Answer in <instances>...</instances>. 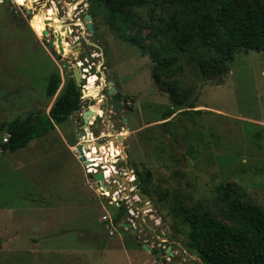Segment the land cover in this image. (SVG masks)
I'll return each instance as SVG.
<instances>
[{
  "label": "rangeland",
  "instance_id": "obj_1",
  "mask_svg": "<svg viewBox=\"0 0 264 264\" xmlns=\"http://www.w3.org/2000/svg\"><path fill=\"white\" fill-rule=\"evenodd\" d=\"M28 1L15 0L17 7L0 0V125L45 114L71 76L61 62L70 66L82 62L83 53L90 54L86 65L97 80L86 88L85 81L93 76L85 75L80 85L94 89L98 78H107L130 103L121 106L120 114L101 112L102 118L91 121L90 140L100 147L92 155L84 150L90 167L80 163L73 151L82 142L76 136L80 132L75 120L88 102L42 139L0 154V264H129L124 249L137 251L134 241L142 244L144 238L150 251L162 252L167 246L185 250L189 226L184 216L199 206L216 220L231 224L222 216L225 206L217 199L222 191L264 214V52L239 50L220 78L206 60L205 49L194 42L152 79L154 51L159 46L171 56L172 51L166 41L150 42L147 8L136 10V18L126 10L116 13L105 0H61L67 10L54 0L53 5L43 0L34 6V0ZM68 11L67 16L80 22L83 15L90 16L92 40L90 35H76L75 29L84 32L79 24L70 26V36L59 31L61 17ZM46 19L53 36L42 40L37 27L44 28ZM54 33L63 34L61 60ZM128 39L144 50L131 46ZM49 41L54 48L47 46ZM76 42L81 46L79 54L68 49ZM52 73L59 83L53 97H47L45 86ZM171 82L187 99L182 107H172L174 113L165 120V110L171 107L166 84ZM97 91L101 99L102 81ZM131 99H136L135 105ZM188 104L193 108L188 109ZM135 108L139 119L128 126L122 118L126 112L132 120L137 117ZM4 138L0 131V141ZM110 167L115 168V185L121 188L117 196L104 198L87 172L101 169L107 176ZM136 174L146 179V194L142 187L141 192L147 203L128 196L125 184ZM128 201L135 208L134 217L124 223L135 235L125 231L121 236L116 230L110 236L107 227L117 228L114 221L122 220L119 211L128 209ZM102 216L111 226L101 221ZM151 255H135L132 264H161L157 253ZM180 257L186 260L183 264L198 258L187 252Z\"/></svg>",
  "mask_w": 264,
  "mask_h": 264
},
{
  "label": "trees",
  "instance_id": "obj_2",
  "mask_svg": "<svg viewBox=\"0 0 264 264\" xmlns=\"http://www.w3.org/2000/svg\"><path fill=\"white\" fill-rule=\"evenodd\" d=\"M105 4L116 13L130 11L136 18V10L147 8L150 42L166 41L172 51V56L163 46L154 51L152 79L158 71L170 68L176 62V55L194 42L205 49L206 60L217 69L220 78L225 76L228 63L239 50L264 52V0H105ZM127 42L144 50L133 39ZM197 64L200 65V61ZM58 83L57 74L48 76L47 97L55 94ZM166 86L170 105L182 107L187 99L184 93L178 92L173 82ZM79 90L70 76L45 114L13 119L0 125L5 136V141H0V154L25 147L31 140L42 137L78 113L84 107ZM121 101L125 107L126 97ZM187 108L193 106L188 104ZM173 113V109L167 108L164 119ZM135 179L146 194V179L138 174ZM217 199L225 206L221 210L222 216L231 224L216 220L206 208L199 206L184 216L189 226L187 247L199 253L202 264H264V214L257 206L226 191H222ZM120 212L123 214L125 210L120 209Z\"/></svg>",
  "mask_w": 264,
  "mask_h": 264
},
{
  "label": "water",
  "instance_id": "obj_3",
  "mask_svg": "<svg viewBox=\"0 0 264 264\" xmlns=\"http://www.w3.org/2000/svg\"><path fill=\"white\" fill-rule=\"evenodd\" d=\"M83 22H80L79 19H71L70 16H66L62 18V22L59 23L58 25L60 26V32H63L64 36H70V32H69V27L73 26L74 24H79L84 31H86L87 35H90L91 38H93L92 34H93V29H92V20L90 18L89 15H83L82 18ZM66 20H70L68 21L69 23H66ZM44 23H46V21H44ZM84 32L81 33V35ZM47 35H49V33L44 30L41 33V39L43 40L44 37H46ZM72 37H74V35H72ZM54 38H55V43L58 46L57 48V52H58V59L61 60L62 55H63V51L62 48L60 47V36L54 33ZM79 38V37H77ZM47 46L49 48H53L52 46V42H48ZM69 50H71L72 52H77L78 54L81 51V46L79 42L75 43V47L69 46L68 47ZM83 58L87 60L88 58V53H83ZM61 65L63 68L65 69H70L71 72V78L74 82V85L76 87L80 86V83L82 82L81 80V73H80V69L77 67L76 64H72L71 66L69 65V63L62 61ZM82 66H84V63H82ZM100 81H102L104 83L105 86V91L103 92V94H100L101 99L98 98V87L100 85ZM106 83V85H105ZM112 83L110 81H108L107 78L103 79H99L98 78V84L95 85L94 89H87V90H83L80 89L79 93H80V101L81 103L84 105L86 102H88V106H84L85 109L82 111V113L79 115V117L75 120V122L77 124H79L78 127V131L80 132V135H76L78 138H83V141L79 144L76 145L75 147V151L77 154V157L80 161V163H82L84 166L88 165V161L85 159L83 152L84 150H88V148L90 147V143L89 140L86 139V135H89L90 131H89V127L91 126L92 122L95 118V113L96 111H101L102 113H106V112H110L113 114H120L122 112L121 109V95L115 91V89L111 86ZM129 113L126 112L124 114L125 118H122V120L124 121V123H127V118L129 117ZM85 137V138H84ZM118 138H120V136H118ZM94 147H98L100 146V144L98 143H92ZM120 156L117 155L114 160H119ZM91 178L93 179L95 186L97 188L103 189V175L102 172L99 170L97 173H94L93 175H91ZM131 185L134 186V192L130 194V196H136L142 203H147L149 202V199L147 196H145L142 192H141V186L138 183V181L136 179H134L131 182ZM128 216L126 214V212L123 213V217L122 220L116 219L114 221V223L116 225H119V228L117 229V231L119 232V234L121 236H123L125 234V231H127L129 229V225L124 223V219H126ZM132 233H134V231H131ZM166 239L171 240L170 236L166 233L165 234ZM146 241V239H144V242ZM165 241V240H164ZM138 246L141 247V249L143 251H148V248L143 244L137 243ZM188 252L193 256V258L197 257L199 255L198 252L194 251L192 248L188 249ZM158 256L160 257V263L162 264H172L169 262H165V260L169 259L172 257V253L170 251V247L167 246L163 253H157ZM198 261H200L199 257L197 259ZM191 264H195V263H191Z\"/></svg>",
  "mask_w": 264,
  "mask_h": 264
},
{
  "label": "built area",
  "instance_id": "obj_4",
  "mask_svg": "<svg viewBox=\"0 0 264 264\" xmlns=\"http://www.w3.org/2000/svg\"><path fill=\"white\" fill-rule=\"evenodd\" d=\"M12 3H14L17 7H19L17 4H16V2H15V0H10ZM68 14V13H67ZM66 14V15H67ZM63 17H61V19H62ZM84 32H86V31H84ZM55 39V38H54ZM82 63H84V66H82ZM76 65H77V67L80 69V73H81V80L83 81L84 79H83V77L86 75V74H88L89 73V71H90V67L89 66H87L86 64H87V60L86 59H82V62L81 61H77L76 63H75ZM98 82V81H97ZM96 82V83H97ZM95 83V84H96ZM98 84V83H97ZM96 84V85H97ZM79 88L80 89H83V90H87L85 87H84V85H80L79 86ZM125 105H129V103H125ZM95 117H100L99 116V114L98 113H95ZM3 141H5V138L3 139ZM82 141H83V138H82ZM91 145H92V140H90V142H89ZM73 151L76 153V151H75V148H73ZM84 153V152H83ZM84 155V154H83ZM94 170V169H93ZM100 171H101V169H100ZM102 172V175H103V186H104V188L103 189H100V188H97L96 186H95V183H94V187H95V189H96V191H97V193L101 196V197H104V198H108L109 197V195H113V196H117V193H119L120 192V188H121V186H119V187H117L116 185H115V178H114V175L116 174V172H115V168L114 167H110V173H109V171H107V173H108V175L107 176H105V171H101ZM95 173V172H94ZM87 174H90V173H88L87 172ZM134 179H133V176H131L130 178H128L127 179V183L125 184L127 187L126 188H128V193H133L134 192V186L133 185H131V182L133 181ZM98 189L100 190L99 192H98ZM112 189H118V191H116L115 193L114 192H108V191H110V190H112ZM130 194H128V196L130 197V199L131 200H133L134 202H138V198L136 197V196H130ZM128 203H129V207H128V209H126L125 210V212H126V214H127V216L128 217H134V214H133V210L135 209L134 207H131V202L130 201H128ZM117 207V206H116ZM118 208V207H117ZM101 221L102 222H105V221H107L108 222V225L109 226H111V224H112V222H110L109 220H108V218L107 217H105V216H102L101 217ZM116 227L117 228H114V227H107V232H108V234H112V232L113 231H116L118 228H119V225H116Z\"/></svg>",
  "mask_w": 264,
  "mask_h": 264
},
{
  "label": "crops",
  "instance_id": "obj_5",
  "mask_svg": "<svg viewBox=\"0 0 264 264\" xmlns=\"http://www.w3.org/2000/svg\"><path fill=\"white\" fill-rule=\"evenodd\" d=\"M67 10V9H66ZM65 13V12H64ZM67 13H69V11L68 12H66V14ZM68 15V14H67ZM66 15V16H67ZM65 16V17H66ZM63 17V16H62ZM75 17V16H74ZM60 18V17H59ZM71 19H72V16L70 17ZM74 25H76V24H74ZM72 26V27H77V25L76 26ZM92 29H93V24H92ZM69 30H70V27H69ZM76 30V35L78 36V35H80V38H82L81 37V31H80V28H79V30L78 29H75ZM78 31V32H77ZM84 34H86V32H84L83 33V35ZM87 35V34H86ZM91 38V37H90ZM94 38V37H93ZM86 40V42H87V40L88 39H85ZM146 76H147V79H148V74H146ZM112 83V82H111ZM121 86V85H120ZM122 87V86H121ZM120 95H121V97H124V96H126V94H124V92H122L121 91V88L119 87V90L117 91ZM127 96H131V95H127ZM53 97V96H52ZM54 100V99H53ZM52 100V101H53ZM131 101L133 102V105H135V103H136V99L135 100H133V99H131ZM131 102V103H132ZM125 103H130L129 102V100H127V98H126V102ZM50 104H52V102L50 103ZM121 105H122V102H121ZM126 106H128V105H126ZM169 108H171V109H173L172 108V106L171 107H169ZM135 110H137L138 111V116L136 117V116H134V119L132 120V115L130 114L129 115V118L127 119L128 120V126L130 125V123H134L135 124V122L139 119V110H138V108H135ZM98 114H99V116L102 118V114H101V111H98ZM165 120H168L167 118L165 119ZM106 121V123L108 124L109 122L107 121V120H105ZM59 126V125H58ZM111 126V125H110ZM54 127H56V126H54ZM136 127V126H135ZM135 129V128H134ZM45 135H43L42 137H40V138H38V139H42L43 137H44ZM32 141V140H31ZM115 155V154H114ZM108 225V224H107ZM131 231H133V230H131V229H128L126 232H128L130 235H135V233L136 232H134V233H132ZM110 236L112 235V234H109ZM126 235V233L123 235V236H125ZM145 239V238H144ZM144 239H143V242H144ZM137 241H134V243H133V245H136L137 246V248H135L137 251H134V250H127V249H124V247H123V249H124V253L127 255V261H128V263L129 264H132V259H133V257L135 256V255H140V254H145V255H149V256H151L152 257V255H151V251H150V248H148V246H146L145 244V246L148 248V251H143L142 249H141V247L140 246H138L137 245ZM145 243V242H144ZM141 244V243H140ZM143 244V243H142ZM130 252H132V255H131V258L129 257V255H130Z\"/></svg>",
  "mask_w": 264,
  "mask_h": 264
},
{
  "label": "flooded vegetation",
  "instance_id": "obj_6",
  "mask_svg": "<svg viewBox=\"0 0 264 264\" xmlns=\"http://www.w3.org/2000/svg\"><path fill=\"white\" fill-rule=\"evenodd\" d=\"M54 1H56L57 3H59V4H62L63 6L61 7V8H63V9H65L66 10V3L64 2V1H61V0H59V2L57 1V0H54ZM72 1H74V0H72ZM43 2V0H34V4H33V6L34 5H39V4H41ZM49 5L51 4V5H53L54 3H53V1L52 0H47L46 1ZM81 3V2H80ZM72 5H73V3H71ZM79 3H77V2H75V5H78ZM45 5H43L42 7H44ZM68 6V5H67ZM74 9H76V8H74ZM29 11V10H28ZM81 11H79L78 13H80ZM63 13H64V11H63ZM71 13H72V11H71ZM45 21V20H44ZM50 20H48V19H46V23L44 24V28H45V30L49 33V36H50V38L53 36V31H52V29H51V26H50ZM74 26H76V25H74ZM78 30H79V28H78ZM78 32V31H77ZM93 38H91V40H92ZM67 45V44H66ZM82 57H83V55H82ZM90 58V54H88V58L87 59H89ZM84 59V58H83ZM159 243H167V241H164V240H160L159 241ZM158 246L159 247H161V245L160 244H158ZM174 247V249L175 250H171V247H170V251H171V253H172V257L171 258H169L168 259V261H169V263H172V264H183L184 262H186V260H184V258H182V257H180L182 254H185V252H187V253H189L188 252V247H186L185 248V250H183V249H179V250H176V248H175V246H173ZM157 253H163V251L162 252H160V251H157ZM178 253H179V255H178ZM190 254V253H189ZM157 257H158V255H157ZM197 257H199V255L197 256ZM159 258V257H158ZM190 258V257H189ZM198 259V258H197ZM197 259H190L191 261L193 260L194 261V263L195 264H202L201 263V261H198ZM159 260H161V259H159ZM192 262H189L188 264H191ZM162 264V263H161Z\"/></svg>",
  "mask_w": 264,
  "mask_h": 264
},
{
  "label": "bare ground",
  "instance_id": "obj_7",
  "mask_svg": "<svg viewBox=\"0 0 264 264\" xmlns=\"http://www.w3.org/2000/svg\"><path fill=\"white\" fill-rule=\"evenodd\" d=\"M26 2H29L28 0H25V3ZM32 3V2H31ZM19 5H23V3H21V2H19ZM71 11H73V9H71ZM35 17V16H34ZM34 17H32V18H34ZM52 26H54V24H51ZM38 28V30L42 33V31H44L45 29L43 28V27H41V26H38L37 27ZM59 35H60V37L63 39V34L62 33H59ZM48 43V42H47ZM64 43L66 44V42L64 41ZM52 46H53V48H54V42L52 43ZM86 75H88V76H90V75H92V74H86ZM93 76V78L92 79H90V81H85V83H84V85H85V87L87 88V87H90L89 85L91 84V83H93L94 81H96L97 80V77H95V75H92ZM85 138V137H84ZM86 139L87 140H89V142H90V136L89 135H86ZM107 144V143H106ZM100 146H98L97 148H99ZM103 147V146H102ZM96 147H94L93 145H90V147L88 148V150H87V153L89 154V155H92L93 153H94V151L97 149ZM87 161H88V165H86V167H90V160L89 159H87ZM105 161V160H104ZM86 172H87V169H86ZM91 173L90 174H94V172H95V170H93V169H91V171H90ZM99 190V189H98ZM100 191V190H99Z\"/></svg>",
  "mask_w": 264,
  "mask_h": 264
}]
</instances>
